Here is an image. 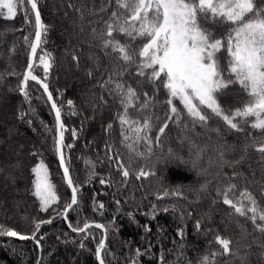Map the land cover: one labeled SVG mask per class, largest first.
Returning a JSON list of instances; mask_svg holds the SVG:
<instances>
[{"label": "trees", "instance_id": "1", "mask_svg": "<svg viewBox=\"0 0 264 264\" xmlns=\"http://www.w3.org/2000/svg\"><path fill=\"white\" fill-rule=\"evenodd\" d=\"M254 2L264 8V0ZM38 7L47 32L34 74L48 84L61 108L65 162L79 187L78 205L67 221L81 227L85 222L111 226L105 235L106 264H130L133 259L138 264H161V256L163 264H202L205 257L208 264H264V232L253 224L252 213L241 216L223 203V193L235 185L228 192L234 203L251 207L241 195L247 192L255 198L258 210H264V154L256 151L264 142V130L251 127L255 117L235 118L242 129L237 131L205 109L207 124H193L182 105L174 101L180 118L168 120V93L163 83L137 76V63H126L112 45L105 47L109 39L137 51L143 43L118 30L107 37L105 22L112 19V12L130 19L131 13L120 8L117 0H38ZM29 17L31 23L26 24L21 9L15 20L0 18V43L4 42L0 48V184L7 189L0 199V223L22 234L31 233L34 220L52 218L54 210L62 212L70 200L55 156V119L46 97L34 82L28 83V100L20 95L35 31L31 12ZM198 23L217 39L232 27L211 15L200 17ZM44 52L51 54L46 78L39 66ZM222 52L218 59L227 79L228 57ZM117 84L125 90L132 87L139 97L133 98L127 111L129 123L124 125L119 119L124 115V97ZM217 100L224 114L231 115L243 109L250 97L234 83L219 92ZM145 122L148 129H144ZM165 122L169 127L160 135L158 129ZM137 127L141 128L139 140ZM145 136L151 138L150 145ZM166 152L170 155L164 156ZM201 152L205 162L197 168L199 174L190 171L185 161L173 160L175 156L196 158ZM157 155H161L159 160ZM118 160L130 166L129 177H123ZM41 161L59 197L47 212L40 210L32 194V168ZM141 169L150 175L137 179ZM101 179L106 183L101 184ZM165 191L169 195L164 196ZM94 201L102 202L104 208L95 207ZM164 208L169 211L163 212ZM60 217L42 225L37 234L44 237L40 246L33 240L0 237V264H98L95 249L103 230L93 226L87 234L73 233ZM217 235L231 241L228 253L216 243ZM137 249L140 257H136Z\"/></svg>", "mask_w": 264, "mask_h": 264}, {"label": "snow or ice", "instance_id": "2", "mask_svg": "<svg viewBox=\"0 0 264 264\" xmlns=\"http://www.w3.org/2000/svg\"><path fill=\"white\" fill-rule=\"evenodd\" d=\"M117 3L120 8L131 13L130 19H123L122 14L118 11L112 12V19L105 22L107 37L112 38L114 31L118 30L133 41L139 38L143 43L137 51L133 50L130 45L121 44L119 41L113 43V40L109 39L105 41V47L112 45L113 50H118L126 63H137V76L163 83V87L168 93L167 105L170 111L168 120L173 117L180 118V110L174 103V101H178L193 124H207L209 119L205 113V109H207L216 117H221L230 129L242 130L239 123L234 122L235 118L255 117V122L251 127L264 130V8L257 7L254 0H127V2L117 0ZM25 5L30 8H26ZM21 9H23L26 24L31 23L29 12L34 14L36 30L34 40L30 43L31 52L19 90L25 100H28V82L29 80L36 81L41 84L44 92L47 93L48 100L51 101L58 131L56 150L59 154L64 179L71 190V199L65 204L62 212L54 210L55 214L52 218L34 220V228L30 234H22L15 227L0 223V237L33 240L37 246H40L44 237L41 235L38 238L37 234L40 233L42 225L51 224L56 215L68 220L69 211L74 210V206L78 205L79 187L71 177L69 167L65 162L63 148L66 129L61 120V108L53 100L52 93L48 90V84L34 74L37 49L45 42L42 40V36L47 32L41 19L38 0H0V18L15 20ZM209 15L213 19L222 20L232 26L225 37L217 39L202 29L198 20L200 17ZM24 40L28 43L29 37L25 36ZM222 50L226 51L228 57L226 71L229 76L227 79L224 78L225 69L221 67L218 59V54H223ZM50 59L51 54L47 52L39 57V66L43 67L45 78L51 68ZM74 59L76 58L74 57ZM234 83L241 86L249 95L250 100L243 109H236L234 113L227 115L224 114L218 103L217 94ZM116 87L124 97L121 101L124 105V115L119 118L121 125H124L129 123L127 111L130 106H133V98L139 99V97L130 86L126 90L121 84H117ZM144 95L146 101L143 107L146 108L148 106L147 93ZM72 103L71 100L68 101L69 106ZM149 127L150 125L145 122L144 129ZM168 127L169 124L165 122L158 129L159 134H164ZM134 131L139 140L141 128L137 127ZM72 135L76 136L75 130ZM121 135H124L123 128ZM160 135L156 137L157 142L160 140ZM124 139L127 140L128 137L124 136ZM144 139L149 145L152 143L151 138L145 136ZM148 150L151 151V147ZM256 151L264 154V142L259 144ZM109 159L111 160L112 157ZM117 164L118 169L122 170L123 177H129L130 166L125 167L119 160ZM32 173L35 176L32 194L38 199L40 210L47 212L59 201L55 185L51 182L48 168L43 161L32 168ZM148 175H150L149 172L141 169L136 173V178L140 179ZM100 183L105 184L106 181L101 179ZM234 187L235 185H232L223 193V203L234 208L235 212L241 216L251 212L250 219L253 224L259 231L264 232V223H257V220L264 222V210H258L255 198L247 192L241 195L250 201L251 207L245 208L242 203H234L228 195V192L232 191ZM167 195L169 193L165 191L164 196ZM94 206L98 209L104 208L102 202L94 201ZM156 210V206L153 205V213ZM172 210L175 211V209ZM162 211L168 212L169 209L164 208ZM93 226L103 230L105 235L108 228L111 227L110 225L105 226L100 223L93 225L87 222L81 227L79 224L73 226L71 222H68V227L75 233L87 234ZM199 227L198 222L197 228L199 229ZM147 230L150 229L146 228ZM216 243L222 247L224 253L230 251L231 241L229 239L217 235ZM83 247L84 245L81 244V248ZM105 248L106 242L102 238L95 249L98 264H106ZM141 255L142 253L137 249L136 257ZM160 261L163 264L162 256ZM130 264H138V260L133 259ZM202 264H208L207 257L204 258Z\"/></svg>", "mask_w": 264, "mask_h": 264}, {"label": "rangeland", "instance_id": "3", "mask_svg": "<svg viewBox=\"0 0 264 264\" xmlns=\"http://www.w3.org/2000/svg\"><path fill=\"white\" fill-rule=\"evenodd\" d=\"M51 4H52V2H51ZM53 5V4H52ZM51 7H53V9H55L56 8V6L54 5V6H51ZM1 35V34H0ZM1 47H4V42H2V43H0V48ZM69 71H66V73H68ZM69 75H70V73H69ZM8 91H11L10 90V88H8ZM21 95V94H20ZM21 96H23V95H21ZM54 100V99H53ZM204 130L206 131V133H207V131H208V129H205L204 128ZM35 133V132H34ZM33 133V134H34ZM35 135V134H34ZM20 136V135H19ZM190 136V135H189ZM189 136H187V137H189ZM191 137V136H190ZM32 141H36V139H32ZM168 154H169V152H166V153H164L163 155L164 156H168ZM162 155V156H163ZM170 155V154H169ZM199 156H197L196 158H190V155H187V156H185V158H180L179 156H175V157H173V160H177V161H185L186 162V164H187V166H188V168H189V170L190 171H192V172H195L196 174H199V172H198V170H197V168L198 167H201L203 164H204V160H202V152L200 153V154H198ZM55 156H56V154H55ZM161 157V155H157V159L159 160V158ZM207 165V164H206ZM208 166V165H207ZM59 168V167H58ZM209 168V167H208ZM60 171V170H59ZM2 172H0V177L2 176ZM61 178H62V176H61ZM1 182V181H0ZM5 191L7 192V189H6V187L3 185V184H0V199L1 198H3L4 197V193H5ZM12 192H13V190H12Z\"/></svg>", "mask_w": 264, "mask_h": 264}, {"label": "water", "instance_id": "4", "mask_svg": "<svg viewBox=\"0 0 264 264\" xmlns=\"http://www.w3.org/2000/svg\"><path fill=\"white\" fill-rule=\"evenodd\" d=\"M29 8H30V6H29ZM33 17H34V14H33ZM34 23H35V18H34ZM35 30H36V28H35ZM34 33H35V32H34ZM33 40H34V36H33ZM33 40H32V41H33ZM39 49H40V48L37 49V53H38ZM30 52H31V49L29 48V52H28V55H27V61H26V67H27V63H28L29 56H30ZM36 56H37V54H36ZM35 60H36V59H35ZM34 64H35V61H34ZM26 67H25V69H26ZM29 82H34L35 84H37V85L39 86V88H40L41 91L43 92L44 96L46 97V100H47V102H48V104H49V106H50V109H51V111H52V114H53V116H54V119H55V130H56V139H55V154H56V160H57V164H58V167H59V170H60V174H61V176H62L63 183H64L65 186L67 187V189H68V191H69V193H70V199H71V190L68 188L67 183H66V181H65V179H64V176H63V169H62L61 166H60L59 154L57 153V150H56V141H57V139H58V131H57V122H56V117H55V111L53 110V108H52V106H51V101L48 100V98H47V93L44 92V89H43V87L41 86V84L37 83L36 81H31V80H29ZM29 82H28V83H29ZM20 94H21V92H20ZM21 95H22V94H21ZM61 120H62V119H61ZM69 202H70V200H69ZM70 211H71V210H70ZM70 211H69V212H70ZM68 214H69V213H68ZM60 219H62V220L65 222V225L67 226V228H69V227H68V221H66L62 216L60 217ZM69 230H70L71 232H73L70 228H69ZM103 232H104V231H103ZM73 233H75V232H73ZM103 234H104L103 238L105 239V233H103ZM97 262H98V260H97Z\"/></svg>", "mask_w": 264, "mask_h": 264}]
</instances>
